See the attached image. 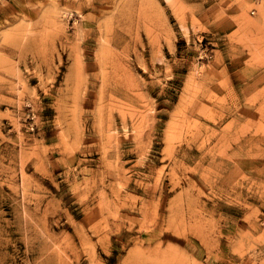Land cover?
<instances>
[{"label":"rangeland","instance_id":"374dc122","mask_svg":"<svg viewBox=\"0 0 264 264\" xmlns=\"http://www.w3.org/2000/svg\"><path fill=\"white\" fill-rule=\"evenodd\" d=\"M0 264H264V0H0Z\"/></svg>","mask_w":264,"mask_h":264}]
</instances>
